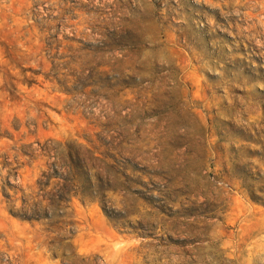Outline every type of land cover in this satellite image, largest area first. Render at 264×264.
I'll return each mask as SVG.
<instances>
[{"label":"rangeland","instance_id":"1","mask_svg":"<svg viewBox=\"0 0 264 264\" xmlns=\"http://www.w3.org/2000/svg\"><path fill=\"white\" fill-rule=\"evenodd\" d=\"M242 229L264 0H0V264H236Z\"/></svg>","mask_w":264,"mask_h":264},{"label":"bare ground","instance_id":"2","mask_svg":"<svg viewBox=\"0 0 264 264\" xmlns=\"http://www.w3.org/2000/svg\"><path fill=\"white\" fill-rule=\"evenodd\" d=\"M246 230L236 234V264H256L258 257H264V239L254 242Z\"/></svg>","mask_w":264,"mask_h":264}]
</instances>
